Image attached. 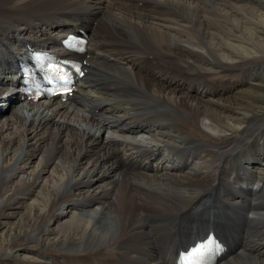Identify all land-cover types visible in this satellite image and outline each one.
Returning a JSON list of instances; mask_svg holds the SVG:
<instances>
[{
    "label": "bare ground",
    "instance_id": "6f19581e",
    "mask_svg": "<svg viewBox=\"0 0 264 264\" xmlns=\"http://www.w3.org/2000/svg\"><path fill=\"white\" fill-rule=\"evenodd\" d=\"M242 1L0 0V99L22 96L17 56L27 46L60 52L76 28L89 38L66 104L52 97L19 121L25 127L11 117L0 126L2 261L26 250L34 256L24 264H173L182 243L212 227L226 244L216 264H264V173L246 168L264 157L255 110L264 98L225 94L236 76L264 88V14ZM54 103L59 119L47 113ZM108 125L115 130L101 140ZM141 133L159 141L129 139ZM36 154L37 177L25 176ZM206 154L205 171L189 167L186 156ZM161 159L173 165L151 173ZM48 166L49 182L34 192Z\"/></svg>",
    "mask_w": 264,
    "mask_h": 264
},
{
    "label": "rangeland",
    "instance_id": "374dc122",
    "mask_svg": "<svg viewBox=\"0 0 264 264\" xmlns=\"http://www.w3.org/2000/svg\"><path fill=\"white\" fill-rule=\"evenodd\" d=\"M242 2H244V3H247V4H249V5H251V7L252 8H254V9H257L260 13H263L264 14V7L261 5V2H259V0H244V1H242ZM219 6H221V7H223L224 9H222V10H224V11H227L228 9H229V7L227 6H223V5H219ZM230 11V10H229ZM48 16L49 17H52V15H50V14H48ZM15 31H17L18 33H20V31L17 29V27H15ZM260 78H262L263 79V81H264V72H262V73H260ZM239 79H241V76H236V82H237V85H236V82L235 83H232V85H231V88L229 89V91L227 92H225V94L227 95V97H229L228 99H230L231 100V98H234V97H236V96H238L239 94L238 93H236V92H241L243 95H245V93H246V91H251V92H255L256 94L257 93H260L261 95L260 96H262L263 98H264V88H257L255 85H253V83L255 82L254 80H250L248 83H244V84H241L240 82H238V81H240ZM172 83H176V84H179V85H181L182 87H184L186 90L188 89V88H191L190 86L188 87V85H186V84H182V82H180V81H178V80H175L174 82L173 81H171ZM263 84H264V82H262ZM97 91V89H94V90H92L90 93L91 94H93L94 96H96V95H100V94H98V93H101L100 91L99 92H96ZM194 92H196V94L198 93V94H201V88L200 87H195L194 88ZM5 95L6 96H3L1 99H0V126H1V124H3L4 123V120L5 119H8V118H10V123H14V124H17L18 126H22V127H25V125H27L28 123H29V120H30V117H29V115H30V113H32L33 111H35L36 110V106L37 105H32L33 106V109H31V110H29V113L27 114V116L25 115V116H21L20 115V118H19V120H16V119H18V118H15L14 117V114H13V111L15 110L16 111V109H15V107H13V103H15L16 101H15V95H13V94H11V93H5ZM225 103V102H224ZM233 104V103H232ZM78 106V105H77ZM262 106L264 107V105L262 104ZM80 107V106H79ZM257 108H255V110L257 111V112H260V113H264V108H262L261 109V105H260V107L258 108V106H256ZM24 108V107H23ZM26 108V107H25ZM87 110H85V112H86ZM248 112V110H245L244 112H242V113H247ZM18 113H20L19 111H18ZM58 114L59 113H57V114H55V115H53V118L54 119H59L60 118V114H59V118H58ZM95 117H97V112H95ZM25 119V120H24ZM11 120H13V121H11ZM21 120H23L24 122H25V125H24V122L22 121V122H19V121H21ZM15 121V122H14ZM17 121V122H16ZM22 123V124H21ZM110 128V129H109ZM102 129V131L100 130V135H99V138H101V140H104L103 138H105V137H108V134L110 135L112 132H113V130H115V128H111V125H108V128L107 127H104V128H101ZM111 130H112V132H111ZM138 136V135H137ZM153 135H149V134H145V133H141V135L139 134V136L136 138V139H138L139 137H144V142H150V141H153V142H158L159 141V137H156V136H153ZM139 140V139H138ZM169 148V149H168ZM168 149V150H167ZM173 149V147H164V150H161V155H163L164 157L167 155V154H169V152L171 151ZM167 150V152L166 153H164V151H166ZM17 151H19V147L18 146H16L15 147V150L13 151V153L15 152H17ZM13 153H11L10 155H8V159L9 158H13ZM214 155H216V153H213V156ZM190 161H192V162H190V165H189V167H192L193 166V164H198V165H201V167H202V170H204L205 171V169L203 168V163H204V161L206 160V159H208V158H210V157H212L210 154H206V155H203V158L201 159L200 157H196V158H193V156H186ZM207 157V158H206ZM38 158V159H37ZM194 160V161H193ZM243 161V160H242ZM38 162H39V154H36L34 157H33V159H31L30 160V162H28V164H27V167H26V170H25V176H27V175H30L31 173H34V177H37V172H38ZM84 166H86L85 164H83ZM171 165H173L171 162H167L166 160H163V159H161V160H158L157 162H153V164H152V169L153 168H156V169H154V171H152L151 173H154V172H158L159 174H162L163 172L165 173L166 171H164V169L162 170V171H159V169H161V167H163V168H165V166L166 167H170ZM251 165V164H250ZM250 165L248 164V166H246V165H244L243 163H242V165H237V166H235L234 167V169H238L239 171H242L243 170V168H244V166H246V168H250L252 171H253V174L254 175H257V176H262V173H264V157H262V159H261V161L260 162H257V163H254V165L252 166V167H250ZM83 166V167H84ZM189 167L187 168V169H184V170H188L189 169ZM242 167V168H241ZM47 171L45 172V173H43L42 174V176H41V178H35V182H36V184H37V188L34 190V192H36L37 190H39V187L40 186H42V184H44V183H46V181H48L49 182V178L51 177L50 176V172H51V170H54L51 166H48L47 167V169H46ZM181 170V169H180ZM179 169H175L174 171H172V173L174 174V175H177V176H179V175H182V174H184V171H180ZM59 174H61V172H59ZM103 181V179L102 178H98L97 179V181H93V184L92 185H90L91 187H89L90 188V190L92 189V190H94L95 189V187H97V185H100L101 183L103 184L104 182H102ZM253 181H256V178L255 177H253ZM40 184V185H39ZM253 186H255V185H253ZM93 187V188H92ZM74 196V197H73ZM257 196V195H256ZM255 196V197H256ZM75 197H77V196H75V195H72L71 197H69V199H68V202H67V204L69 203H72V205L73 206H75L76 205V203H77V198H75ZM27 201H28V199H27ZM93 207H95V204H91L90 205V208H93ZM19 210L21 211L22 209L21 208H19ZM19 211V212H20ZM18 212V211H17ZM17 212H15L16 214L14 215V216H12L10 219H12L11 220V222H15V219H17L18 218V216H19V214H21V213H17ZM22 212V211H21ZM18 215V216H17ZM223 215V214H222ZM222 215L220 216V218L222 217ZM224 218V217H223ZM10 219H8V220H10ZM6 228V225H3V224H0V239L2 238L1 236H2V234H3V230ZM4 235V234H3ZM25 252V253H24ZM24 252H21V253H18L17 254V256H15V261H13V264H24V261H32L33 260V254L31 253V251H24ZM1 253L2 252H0V255H1ZM0 264H10V263H6V262H4V261H2L1 259H0ZM12 264V263H11Z\"/></svg>",
    "mask_w": 264,
    "mask_h": 264
}]
</instances>
